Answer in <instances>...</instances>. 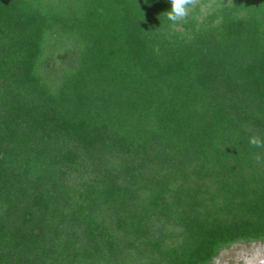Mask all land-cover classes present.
I'll return each instance as SVG.
<instances>
[{
    "label": "trees",
    "instance_id": "trees-1",
    "mask_svg": "<svg viewBox=\"0 0 264 264\" xmlns=\"http://www.w3.org/2000/svg\"><path fill=\"white\" fill-rule=\"evenodd\" d=\"M170 10L0 0V264H213L264 243V0Z\"/></svg>",
    "mask_w": 264,
    "mask_h": 264
},
{
    "label": "rangeland",
    "instance_id": "rangeland-1",
    "mask_svg": "<svg viewBox=\"0 0 264 264\" xmlns=\"http://www.w3.org/2000/svg\"><path fill=\"white\" fill-rule=\"evenodd\" d=\"M213 264H264V243L234 245L223 250Z\"/></svg>",
    "mask_w": 264,
    "mask_h": 264
},
{
    "label": "clouds",
    "instance_id": "clouds-1",
    "mask_svg": "<svg viewBox=\"0 0 264 264\" xmlns=\"http://www.w3.org/2000/svg\"><path fill=\"white\" fill-rule=\"evenodd\" d=\"M196 3L197 0H171V10L165 13L167 19L173 24L186 20ZM249 142L255 147H264V141H261L258 137L250 138ZM257 159H260V157H257Z\"/></svg>",
    "mask_w": 264,
    "mask_h": 264
}]
</instances>
